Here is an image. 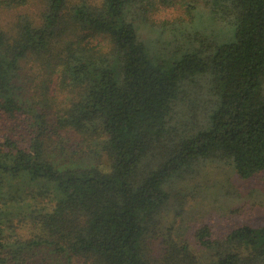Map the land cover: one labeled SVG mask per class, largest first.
Here are the masks:
<instances>
[{
  "label": "trees",
  "instance_id": "1",
  "mask_svg": "<svg viewBox=\"0 0 264 264\" xmlns=\"http://www.w3.org/2000/svg\"><path fill=\"white\" fill-rule=\"evenodd\" d=\"M39 1L0 26V264H264V222L183 208L209 165L264 171V0H204L209 28L198 0Z\"/></svg>",
  "mask_w": 264,
  "mask_h": 264
},
{
  "label": "rangeland",
  "instance_id": "2",
  "mask_svg": "<svg viewBox=\"0 0 264 264\" xmlns=\"http://www.w3.org/2000/svg\"><path fill=\"white\" fill-rule=\"evenodd\" d=\"M187 1L189 0H176L172 6H159L151 11L148 20L154 24L181 18L189 20L191 17L187 14ZM198 2L197 16L193 15L191 19H200L201 27L208 26V6L204 0ZM41 6L39 0H31L20 7L0 8V26L10 30L18 16L23 13L37 18ZM222 25H215L210 32L219 37L223 33ZM151 32L148 31L149 34L153 33ZM197 180L196 184L190 185L194 196L191 195L183 207L190 227L197 228L199 224L209 221L215 230L223 232L238 224L264 222V171L253 178L240 179L230 165H209Z\"/></svg>",
  "mask_w": 264,
  "mask_h": 264
}]
</instances>
